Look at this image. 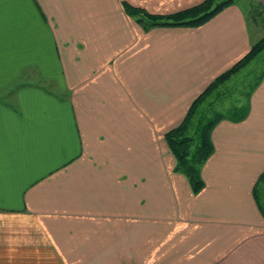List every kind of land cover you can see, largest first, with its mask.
Masks as SVG:
<instances>
[{
	"label": "crops",
	"instance_id": "crops-1",
	"mask_svg": "<svg viewBox=\"0 0 264 264\" xmlns=\"http://www.w3.org/2000/svg\"><path fill=\"white\" fill-rule=\"evenodd\" d=\"M205 1L0 0V264H264V76L203 136L197 192L167 140L264 35L235 0L133 12Z\"/></svg>",
	"mask_w": 264,
	"mask_h": 264
},
{
	"label": "trees",
	"instance_id": "trees-1",
	"mask_svg": "<svg viewBox=\"0 0 264 264\" xmlns=\"http://www.w3.org/2000/svg\"><path fill=\"white\" fill-rule=\"evenodd\" d=\"M233 2L234 0H206L204 3L195 8L186 10L182 13H178L172 16H168L164 19V21H161L159 23H157L154 17H151L145 13L141 14L139 11L136 10H133V12L134 15L137 17L139 23L149 21L148 27L150 28L156 26L199 27L210 21L225 8L231 6ZM128 13L131 15L133 14L131 12ZM263 50L264 38L252 48L250 54L246 56L244 60L238 63L224 76L220 77L217 81H215L212 85V88H215L220 82H223L234 72L239 70L241 67L245 66L249 61L254 59ZM212 88H210V90ZM189 122L190 121L184 122L183 125L169 133L167 135V140L169 142L171 150L178 159V167L183 173H185L189 177L194 191L197 192L203 186V183L198 176V169L207 161V159L212 154L211 144L208 138L203 136L207 133V130H209L211 125L214 123H210L209 126L201 128L198 137L194 138L190 136V133L188 134L189 130H191L192 128L189 126ZM192 130L194 131L195 129Z\"/></svg>",
	"mask_w": 264,
	"mask_h": 264
},
{
	"label": "rangeland",
	"instance_id": "rangeland-1",
	"mask_svg": "<svg viewBox=\"0 0 264 264\" xmlns=\"http://www.w3.org/2000/svg\"><path fill=\"white\" fill-rule=\"evenodd\" d=\"M237 5L242 9L244 14L246 15V19L250 23L251 32L255 36H260V38L264 35V20L263 17L259 15L257 11V0H235ZM12 28V27H11ZM258 32H261L260 34ZM264 76V52L262 55L260 54L250 65L243 70V73H240L235 76V78L229 81L227 84V88L224 90V85L221 87V92L223 93L222 97L217 96L216 104L213 109L216 114H211L208 118H202L200 121H196L199 118V114L192 118V120L188 123L191 129L197 130V134L200 133L201 128L209 126L216 118L220 115H224L228 113L230 108L237 103L240 105L247 106L249 95L252 94L256 84L261 81ZM228 87H234L232 90ZM225 91V97H224ZM216 97V96H214ZM203 106L197 108V111H201ZM240 113L244 112L243 110L239 111ZM217 115V116H216ZM198 140V139H196ZM193 150V149H192ZM193 152V151H192ZM260 192V191H259ZM258 192V193H259ZM263 196L258 195V200L262 199ZM264 204V201H263Z\"/></svg>",
	"mask_w": 264,
	"mask_h": 264
}]
</instances>
